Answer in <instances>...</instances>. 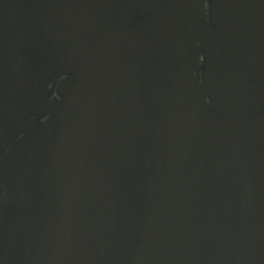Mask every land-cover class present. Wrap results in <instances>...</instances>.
Wrapping results in <instances>:
<instances>
[{"label": "flooded vegetation", "instance_id": "flooded-vegetation-1", "mask_svg": "<svg viewBox=\"0 0 264 264\" xmlns=\"http://www.w3.org/2000/svg\"><path fill=\"white\" fill-rule=\"evenodd\" d=\"M0 264H264V0H0Z\"/></svg>", "mask_w": 264, "mask_h": 264}]
</instances>
